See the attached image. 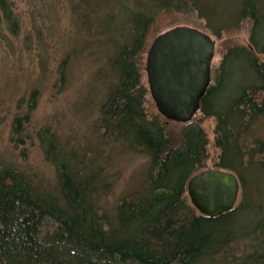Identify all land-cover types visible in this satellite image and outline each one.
Segmentation results:
<instances>
[{
  "label": "trees",
  "instance_id": "trees-1",
  "mask_svg": "<svg viewBox=\"0 0 264 264\" xmlns=\"http://www.w3.org/2000/svg\"><path fill=\"white\" fill-rule=\"evenodd\" d=\"M15 1L27 7L29 30L14 2L0 0V43L17 60L23 50L42 55L54 43L62 50L57 89L87 62L91 77L73 111L90 118L96 111V119L90 137L73 142L49 126L36 131L51 180L0 156V264H264V249L257 250L264 245V0H63L62 32L61 0ZM162 15L178 18L171 28L188 23L213 40L248 25L247 45L228 46L211 68L197 112L215 121L214 169L240 185L234 208L217 218L199 214L186 192L209 159L196 115L170 131L171 122L147 109L144 54ZM37 95L29 90L28 109ZM26 119L15 117L12 136H21ZM111 150L145 164L133 190L108 207L103 161ZM157 189L172 196L156 202ZM242 219L251 227L238 232ZM247 239L248 254L234 251Z\"/></svg>",
  "mask_w": 264,
  "mask_h": 264
},
{
  "label": "rangeland",
  "instance_id": "rangeland-1",
  "mask_svg": "<svg viewBox=\"0 0 264 264\" xmlns=\"http://www.w3.org/2000/svg\"><path fill=\"white\" fill-rule=\"evenodd\" d=\"M12 1L14 2L15 12L20 15L21 21L24 22V28L29 30L30 14L27 12L26 5L19 1ZM58 14L61 19L60 32H62V29L65 28L63 0L60 1ZM177 19L174 15H162L157 26V29L160 31L159 33L171 29L170 22ZM180 25L193 27L188 23ZM153 39L148 41L147 49ZM214 41L215 53L212 67H217L225 48L232 45H247L248 25L225 34L219 40L214 39ZM11 42L14 44L13 46H17L15 42ZM46 43L44 54L39 55L38 51L33 47L31 53L29 51L24 52L23 50L19 60H17L19 57L16 56L14 58L10 55L9 48L4 41L0 43V156L8 162H15L26 168L34 169L38 175L51 180L53 172L51 167L43 160L42 151L35 136L36 131L43 126H49L63 140H70L72 142L73 139L79 138L82 133H88L90 137L92 134L90 124L96 119V111L92 113V118L84 114L78 116L80 114L73 111L74 106H76L74 102L78 98L77 91L81 87V84L86 83L85 81L91 77L89 70L86 69L84 71V66L87 62L82 61L78 65L79 71L75 74V77L80 76L79 78L73 79L65 87L57 89L54 72L60 60V53L58 51L62 50L58 49L50 41ZM146 52L144 57H146ZM261 61L264 63L263 56H261ZM42 71H45L43 77H41ZM143 80L144 82L146 81V74L143 76ZM145 85L147 86L146 83ZM32 88H37L38 95L34 105L31 109H28V95L29 90ZM147 109L148 112H157L151 99L149 102L147 101ZM18 115H27V119L20 131L22 133L21 136L15 138L11 134V128L13 120ZM195 119L198 120L209 143L207 147L209 159L206 168L203 170L214 169L213 164L218 154V151L212 147L215 121L213 118H201L198 114H196ZM28 121L29 123H26ZM178 126L179 124L171 122L168 125V129L173 131ZM108 154H106L108 159L107 161H103V166L104 175L109 179L110 183V187L105 194L107 197L106 204L109 207L118 202L120 198L125 199L126 197L124 196L133 190L139 177V170L144 166L145 160L142 156H126L117 150H111ZM239 197L240 195H238ZM241 221H243L242 225L244 227L239 226L238 232H245L251 225H246V219H242ZM250 242L252 241L248 239L244 240L240 246L237 245L234 248V251L248 254L250 252ZM263 249L264 245L257 247L259 252H262ZM215 264L222 263L217 262ZM245 264L252 263L250 260H247Z\"/></svg>",
  "mask_w": 264,
  "mask_h": 264
},
{
  "label": "water",
  "instance_id": "water-1",
  "mask_svg": "<svg viewBox=\"0 0 264 264\" xmlns=\"http://www.w3.org/2000/svg\"><path fill=\"white\" fill-rule=\"evenodd\" d=\"M215 41L207 33L179 25L157 35L145 60L146 83L158 114L165 120L186 124L192 121L211 83ZM240 185L231 172L206 169L186 183L195 210L208 218L231 211L237 203ZM172 192L157 189L156 202L168 200Z\"/></svg>",
  "mask_w": 264,
  "mask_h": 264
}]
</instances>
